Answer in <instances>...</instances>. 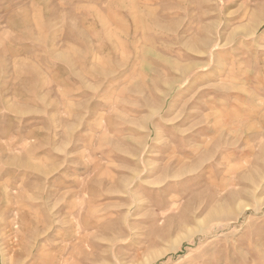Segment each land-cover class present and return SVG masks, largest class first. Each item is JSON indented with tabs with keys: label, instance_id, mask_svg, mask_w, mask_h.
<instances>
[{
	"label": "rangeland",
	"instance_id": "1",
	"mask_svg": "<svg viewBox=\"0 0 264 264\" xmlns=\"http://www.w3.org/2000/svg\"><path fill=\"white\" fill-rule=\"evenodd\" d=\"M260 129L264 0H0V264H264Z\"/></svg>",
	"mask_w": 264,
	"mask_h": 264
},
{
	"label": "bare ground",
	"instance_id": "2",
	"mask_svg": "<svg viewBox=\"0 0 264 264\" xmlns=\"http://www.w3.org/2000/svg\"><path fill=\"white\" fill-rule=\"evenodd\" d=\"M253 115V114H252ZM224 124V123H223ZM217 126L218 125H214V124H209V128L208 129H211V130H213L214 132L215 131H217ZM224 127H222V130H227L228 132H230V128H232L231 126H230V124L228 123V122H225V124L223 125ZM215 129V130H214ZM245 129V128H244ZM251 128H249V130H250ZM243 130V129H242ZM252 130V129H251ZM259 130V129H258ZM254 131V130H253ZM255 131H256V129H255ZM260 132H262L261 131V129H260ZM254 133H256V132H254ZM254 133H252V134H254ZM260 134V133H259ZM262 134L264 135V132H262ZM255 135V134H254ZM247 138H246V143L247 144H249V142L247 141V140H250V138H251V136L252 135H245ZM249 147V146H248ZM203 156V155H202ZM209 159V158H208ZM197 160V159H196ZM200 160V159H199ZM197 162V161H196ZM195 162V163H196ZM201 162H202V160H201ZM178 176V175H177ZM134 202V201H133ZM136 203V202H135Z\"/></svg>",
	"mask_w": 264,
	"mask_h": 264
}]
</instances>
